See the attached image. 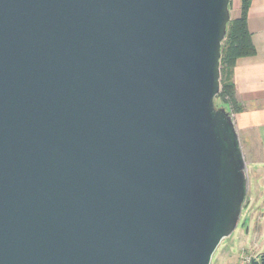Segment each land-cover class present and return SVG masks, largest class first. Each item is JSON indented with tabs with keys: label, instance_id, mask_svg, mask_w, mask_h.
Masks as SVG:
<instances>
[{
	"label": "water",
	"instance_id": "1",
	"mask_svg": "<svg viewBox=\"0 0 264 264\" xmlns=\"http://www.w3.org/2000/svg\"><path fill=\"white\" fill-rule=\"evenodd\" d=\"M229 3L0 0V264H210L248 205Z\"/></svg>",
	"mask_w": 264,
	"mask_h": 264
},
{
	"label": "crops",
	"instance_id": "2",
	"mask_svg": "<svg viewBox=\"0 0 264 264\" xmlns=\"http://www.w3.org/2000/svg\"><path fill=\"white\" fill-rule=\"evenodd\" d=\"M240 13L241 0H233ZM246 25L254 53L240 57L231 70L237 99L243 110L232 115L241 149L250 159L258 177H264V0H249ZM231 17V18H234Z\"/></svg>",
	"mask_w": 264,
	"mask_h": 264
},
{
	"label": "rangeland",
	"instance_id": "3",
	"mask_svg": "<svg viewBox=\"0 0 264 264\" xmlns=\"http://www.w3.org/2000/svg\"><path fill=\"white\" fill-rule=\"evenodd\" d=\"M233 5V0H230L231 17L236 14ZM214 103L217 107L227 109L221 98L215 96ZM242 154L248 177V205L242 208L236 228L214 250L210 264H241L248 258H260L264 250V177H258L243 148ZM243 223L245 224L242 226Z\"/></svg>",
	"mask_w": 264,
	"mask_h": 264
},
{
	"label": "trees",
	"instance_id": "4",
	"mask_svg": "<svg viewBox=\"0 0 264 264\" xmlns=\"http://www.w3.org/2000/svg\"><path fill=\"white\" fill-rule=\"evenodd\" d=\"M248 1L241 0L240 13L228 22L226 34L221 44L220 90L216 97L221 98L231 115L243 110L231 80L232 67L238 58L250 56L255 51L251 34L246 25Z\"/></svg>",
	"mask_w": 264,
	"mask_h": 264
},
{
	"label": "built area",
	"instance_id": "5",
	"mask_svg": "<svg viewBox=\"0 0 264 264\" xmlns=\"http://www.w3.org/2000/svg\"><path fill=\"white\" fill-rule=\"evenodd\" d=\"M253 260H254V259H252V258H248L245 262H241V264H252V261H253ZM256 261H257V264H261V263H260V261H261L260 258L256 259Z\"/></svg>",
	"mask_w": 264,
	"mask_h": 264
},
{
	"label": "flooded vegetation",
	"instance_id": "6",
	"mask_svg": "<svg viewBox=\"0 0 264 264\" xmlns=\"http://www.w3.org/2000/svg\"><path fill=\"white\" fill-rule=\"evenodd\" d=\"M245 223L242 224V226L244 225Z\"/></svg>",
	"mask_w": 264,
	"mask_h": 264
}]
</instances>
